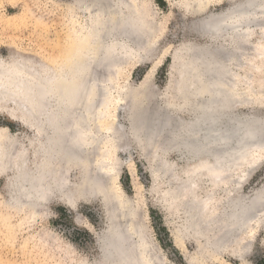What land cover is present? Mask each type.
Listing matches in <instances>:
<instances>
[{
	"label": "bare ground",
	"instance_id": "obj_1",
	"mask_svg": "<svg viewBox=\"0 0 264 264\" xmlns=\"http://www.w3.org/2000/svg\"><path fill=\"white\" fill-rule=\"evenodd\" d=\"M128 1H77L79 8L88 12L92 21H96V28L91 33L87 21L81 22L82 25L78 27L79 33L87 34L85 41L93 44V50L86 51L85 58L69 73L58 74L54 84L41 80L39 75L32 72H28L31 81L12 75L14 90L9 93V98L20 92V109L29 117H25L23 123L32 125L37 136H44L39 145L41 149L46 145L47 148L45 152L36 154L28 165L23 148L16 151L17 142L10 141L8 147L0 142V174L7 171L12 173L11 199L16 204L33 209L35 214L42 209L43 202L53 196L64 200L70 208H74L76 198L89 200L97 197L100 202L102 200L105 224L96 234L101 254L97 264H166L159 250L153 247L137 205L123 196L114 180H111L118 169L117 161L106 162L105 157L110 154L104 149L100 154H93V150L104 143L103 131L98 129L95 120L100 116L103 118L107 93L112 88L110 83L106 85L112 76L109 75L112 71L108 69L116 64L121 49L127 43L138 46L141 42L139 37L145 34L140 33L144 25H139L136 6ZM251 25L261 26L258 42L263 45L264 0H239L228 11L201 19L195 28L204 35H211L212 40L226 37L232 51L228 52L231 57L243 42L248 41L254 30ZM251 49L255 52L257 47L252 45ZM223 50L224 44L219 41L215 45L198 48L187 45L179 52L182 57L178 66L172 69L169 92L172 97L170 95L169 99L178 100L179 108L191 110L190 118L180 119L174 111H165L162 102L160 106L157 102L149 109L142 104L144 107L135 111L130 123L134 141L140 148L150 149L142 155L148 159L150 167L151 164L155 166L151 191H155V194L165 193L169 206L176 202L182 206L186 232L210 235L209 242L197 257L184 255L188 264H208L206 259L218 258L223 251L233 248L234 257L241 264H249L245 256L251 243L243 237L254 229L251 225L249 231L251 222L259 223L264 230V188L249 197L235 193L254 169L257 159L264 154V119L255 114H237L233 111L235 103L249 100L238 92L237 87L241 83L246 88L251 76L248 74L238 82L235 69L232 70L228 63L220 62L217 57V53ZM243 50L238 52L242 55ZM239 53L236 63L240 67L246 62H240ZM262 54L264 51L259 52L258 56ZM11 74L0 67V77ZM62 82L71 84L70 88H63L65 85H61ZM3 92H6V87H0V94ZM123 93L126 95L131 91ZM143 94V98L139 94L142 98L140 102L147 100L148 105L152 102L150 97L153 94ZM33 102L35 106L31 105ZM101 109L104 110L103 116ZM38 124L43 126L38 127ZM110 130L115 143L120 144L119 135H124L122 130L117 126ZM163 131L167 137L158 138L156 133ZM172 149L182 154L187 161L186 166L177 168L167 160L166 153ZM73 169L80 172L77 184L70 181ZM162 182L169 188L166 192L158 187V183ZM206 183L217 190L208 189L202 193L201 189ZM218 190L224 195V207L214 208L212 203L217 199Z\"/></svg>",
	"mask_w": 264,
	"mask_h": 264
},
{
	"label": "rangeland",
	"instance_id": "obj_2",
	"mask_svg": "<svg viewBox=\"0 0 264 264\" xmlns=\"http://www.w3.org/2000/svg\"><path fill=\"white\" fill-rule=\"evenodd\" d=\"M77 1L79 0H0V67L12 73L0 77V87H6V92L0 94V142L4 143L5 147H8L7 143L10 141L17 142L16 151L23 148L28 165L36 158V154L45 152L47 145L41 149L39 143L44 136H37L32 125L23 123L28 116L20 109V92L17 91L16 96L9 98V93L14 90L12 75L23 76L31 81L32 77L28 72H32L39 75L41 80L54 84L57 76L69 73L72 67L85 58L86 51L93 50V44L85 41L87 34L79 33L78 27L81 22L87 21L91 33L96 28V21H92L88 12L79 8ZM237 1L239 0H129L128 3L136 6L139 25H144L143 29L146 30L145 32L141 28L140 33H145V37L143 34L142 37L138 35L141 38L138 39L141 41L138 46L132 42L127 43L121 49L123 55L120 52L116 64L108 69L112 73L107 71L112 76L106 85L110 83L112 88L110 93H107L105 112L100 110L102 116L104 112L103 118L100 116L101 119L95 120L98 129L103 131L104 143L102 142L100 147L97 146L98 151L94 149L93 154H100L104 149L110 154L105 157L106 162L117 161L118 169L112 174L111 180H114L115 186L123 196L137 205L153 247L159 250L166 264H188L184 255L197 257L202 252V247L209 242L210 235L200 236L186 232L182 206L177 202L169 206L165 193L155 194V191H151L155 166L151 164L150 167V162L142 155L150 149L140 148L132 138L131 119L137 109H142L145 104V108L149 109L157 102L160 103H157L158 106L162 102L165 111H174L180 119L190 118L191 110L181 109L177 104L178 100L169 99L172 71L182 57L179 52L187 45L198 48L203 45H215L219 41L224 44V50L220 54L217 53V57L220 62L228 63L232 70L235 69L236 80L241 82L244 76H251L246 88L240 85L241 83H238L240 86L237 87L238 92L248 98L249 102L235 103L233 111L237 114H255L264 119V54L258 56L259 52L264 51V43L262 45V42H258L259 28L263 23L259 26L251 25L254 30L248 38V43L243 42L231 57L228 52L232 51L226 37L212 40L211 35H204L195 28V24L201 19L228 11ZM252 45L257 47L255 52L251 49ZM239 50H243L242 55ZM238 53L240 62H246L240 64V67L238 62L236 63ZM110 85L106 88L109 89ZM126 90L131 93L125 95L123 92ZM145 92L154 96L150 97L152 102L149 100L148 105L147 100L140 102ZM31 105L35 106L34 102ZM38 125L40 127L42 124ZM116 126L124 134L119 135L122 144L115 143L114 136L111 137L110 129ZM47 128L45 134L48 133ZM156 136L165 139L167 134L163 131L156 133ZM92 157L94 159V155ZM166 158L177 168L187 164L182 154L174 149L166 153ZM254 166L235 191L238 195L249 197L264 188V154L257 159ZM12 177L9 171L0 174V264L100 262L101 254L96 234L105 224L102 200L100 202L97 197L89 200L76 198L74 208H70L64 200L53 196L43 202L42 209L35 214L33 209L16 204L11 199ZM80 177L77 169L71 171L72 184H77ZM158 185L165 189V192L169 189L163 182ZM208 189L217 190L215 186L206 183L201 189L202 193ZM220 191L218 190L217 199L212 203L214 208L223 206L224 195ZM253 223L251 222L249 231L251 225L254 229L243 237L251 243L245 261L249 264H264V230L259 223ZM233 249L223 251L218 258H208L206 262L241 264L232 254Z\"/></svg>",
	"mask_w": 264,
	"mask_h": 264
},
{
	"label": "water",
	"instance_id": "obj_3",
	"mask_svg": "<svg viewBox=\"0 0 264 264\" xmlns=\"http://www.w3.org/2000/svg\"><path fill=\"white\" fill-rule=\"evenodd\" d=\"M71 67H72V66H70V68H71ZM70 68H69V69H70ZM64 83H66V82H64ZM64 83L62 82V84H64ZM64 85H65V86H62L63 88H64V87H66V88H70V86H71V84H68V83H67V85H66V84H64Z\"/></svg>",
	"mask_w": 264,
	"mask_h": 264
}]
</instances>
